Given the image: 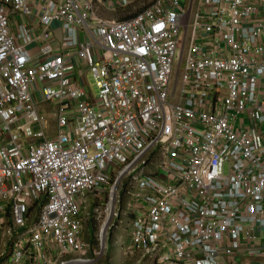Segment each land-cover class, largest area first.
Listing matches in <instances>:
<instances>
[{"label":"built area","instance_id":"built-area-1","mask_svg":"<svg viewBox=\"0 0 264 264\" xmlns=\"http://www.w3.org/2000/svg\"><path fill=\"white\" fill-rule=\"evenodd\" d=\"M186 3L0 0V263L99 264L120 215L158 264L264 255V0H200L188 45Z\"/></svg>","mask_w":264,"mask_h":264},{"label":"rangeland","instance_id":"rangeland-1","mask_svg":"<svg viewBox=\"0 0 264 264\" xmlns=\"http://www.w3.org/2000/svg\"><path fill=\"white\" fill-rule=\"evenodd\" d=\"M199 1L200 0H188V4L186 3V6L189 9V14L185 20V24L188 29L187 31L185 30V28L182 29L181 41L183 42L184 37H186L187 45L189 44L191 37V29L188 26L196 17ZM128 16L129 12L124 11L115 19H124ZM58 25L60 26H57L56 28L58 30L57 33L60 35V37H62V26L61 24ZM89 81L90 85L92 86L93 93L97 97L99 94V90L91 75L89 76ZM49 111L51 112V109H49ZM52 127H56V122L53 121ZM151 171H153L152 167L147 169V172ZM130 180H125L121 187L119 185L120 204L118 206L123 208L124 210H128L129 204L133 201L135 195L139 193L138 189L133 185V183H131ZM91 199H93L92 196ZM89 204L91 205V208H94V201H90ZM128 219H130V216L120 215L112 222L111 229L109 230V235L107 236L106 240L107 249L105 250V254L103 255L102 260L99 264H158L156 259L149 257L148 254L132 251L130 225L128 224ZM95 230V225L91 223V234L89 232L87 233V241L97 249L99 243L95 237ZM0 264L8 263L7 260H4Z\"/></svg>","mask_w":264,"mask_h":264},{"label":"crops","instance_id":"crops-1","mask_svg":"<svg viewBox=\"0 0 264 264\" xmlns=\"http://www.w3.org/2000/svg\"><path fill=\"white\" fill-rule=\"evenodd\" d=\"M145 2H146V0H143V3H145ZM136 5H138V4H136ZM101 7L104 8L103 4L101 5ZM131 10H135V8L132 7ZM102 11L108 17L117 18L124 11L128 12L129 8H125V9L119 8L116 11H111V10H102ZM31 19H32V21L34 20V18H31ZM55 24H54L55 26L53 25V32L50 35V37L48 38V40L52 43L54 42L55 44H58L62 41V37H60V35L57 33L58 30L56 29L57 26H60V25H58L59 23H55ZM14 31H15V29H14ZM42 45H43V43L39 44V42H34L32 45L29 46L30 55L34 59H38V57L40 56ZM89 83H90V81H89ZM261 233L262 232L260 231L259 234L261 235ZM233 264H264V255L260 256L259 258H254L252 260H246L243 258H239V259H236V262H234Z\"/></svg>","mask_w":264,"mask_h":264}]
</instances>
